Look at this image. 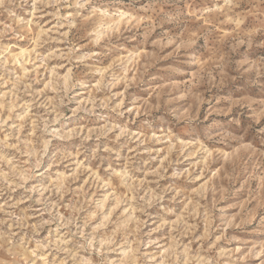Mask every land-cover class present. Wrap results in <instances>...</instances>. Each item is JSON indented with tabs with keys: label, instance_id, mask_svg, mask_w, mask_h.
<instances>
[{
	"label": "rangeland",
	"instance_id": "obj_1",
	"mask_svg": "<svg viewBox=\"0 0 264 264\" xmlns=\"http://www.w3.org/2000/svg\"><path fill=\"white\" fill-rule=\"evenodd\" d=\"M0 264H264V0H0Z\"/></svg>",
	"mask_w": 264,
	"mask_h": 264
}]
</instances>
